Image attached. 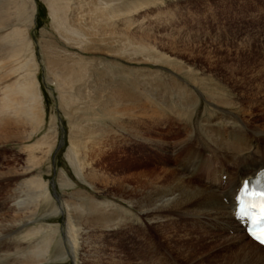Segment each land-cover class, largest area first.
Returning <instances> with one entry per match:
<instances>
[{
	"label": "bare ground",
	"instance_id": "6f19581e",
	"mask_svg": "<svg viewBox=\"0 0 264 264\" xmlns=\"http://www.w3.org/2000/svg\"><path fill=\"white\" fill-rule=\"evenodd\" d=\"M43 1L52 26L47 37L44 31L41 34V61L69 119L67 162L77 177L94 187L99 178L97 166L108 159V150L142 144L151 159L160 157L159 168L151 164L131 175L129 184L119 181L114 185L130 196L122 202L158 229L168 246L162 250L137 227L136 238L141 239L135 238L129 255L117 242H107V237L108 231L121 228L130 217L110 213L113 205L106 201L89 198L87 202L82 194L71 202L57 193L54 208L69 218V239L60 241V254L53 258L59 227L48 224L50 215H41L40 210L44 206L53 214V193L43 168H50L59 139L51 131L34 139L45 123L38 80L40 55L32 37L37 3L0 0V144H24L26 152L23 165L0 170V264H53L71 253L75 256L79 244L82 264H264V248L234 218L237 189L264 168V149L258 144L264 131L241 120L237 129L249 134L223 141L220 129L207 123L202 136L191 134L182 139L177 129L168 130L170 115L195 106L196 100L178 103L171 96L156 94L143 81L142 70L124 73L106 68L115 65L116 57L141 63L144 58L140 56H158L149 45L131 44L129 36L113 27L123 14L137 11L151 0ZM96 54L111 58L98 62ZM162 116L169 118L163 120ZM210 143L213 151L208 157L205 152ZM58 182L66 187L74 184L63 171ZM140 216L135 219L140 221ZM217 228V234L210 232ZM210 242L220 247V254L210 256L202 251Z\"/></svg>",
	"mask_w": 264,
	"mask_h": 264
},
{
	"label": "rangeland",
	"instance_id": "374dc122",
	"mask_svg": "<svg viewBox=\"0 0 264 264\" xmlns=\"http://www.w3.org/2000/svg\"><path fill=\"white\" fill-rule=\"evenodd\" d=\"M35 2L38 11L32 37L36 42L37 56L40 55L38 56L40 59L38 80L45 107V123L34 139L50 134V131L59 139L57 148L52 152L50 168L46 165L43 168L45 179L53 193V208L57 203L55 197L57 193L63 194V197L71 202L82 198V194L88 197L87 202L89 198L106 201L113 205L110 206V213L117 211L130 217L126 221L127 224L121 228L116 227L108 231L107 242L110 241V244L117 242L121 245L119 248L130 255L133 253V243L138 235L135 234V230L139 227L147 234L146 236L145 233L140 232L142 235L163 250L168 244L158 229L148 223L145 217L140 216L138 211L123 203V199H129L130 196L114 185L119 181L129 184L131 181L128 178L131 175L149 169L151 164L152 168H159L162 166L160 157L159 160L151 159L149 151L142 144L135 146L134 149L123 147L124 149H113L111 152L108 150L106 152L108 159L97 166L96 173L99 178L94 182V187L85 179L81 180L77 177L67 162L65 155L71 146L69 119L59 105L58 92L48 81L47 67L41 61V34L44 31L47 37L52 26V19L46 2L43 0H35ZM144 6L137 11L133 9L123 14L113 27L120 31V35L129 36L132 40L129 41L131 44L140 45L142 42L141 45L143 43V45H149L151 53L160 57L151 59L149 56H140L144 58L143 62H129L130 64L123 58L116 57L115 65L109 64L106 68L113 69L111 72L118 69L124 73L133 69L142 70L145 75L143 81L156 94L165 98L166 95L171 96V101L178 103L183 100L191 104L193 100H196L195 106L191 105L185 110H178L170 115L172 125L168 130L177 129L182 139L191 134L202 136L207 123L220 129L223 141L249 134V131L241 133L238 130L237 126L240 125L241 120L252 129L257 126L254 129L264 131V72L260 71V68H264V0H151ZM110 58L105 54H96L94 57L95 61L102 63H106ZM147 107L150 109L149 106ZM168 118L162 116L163 120ZM187 119L191 122L189 126ZM51 123L53 124L50 128ZM162 129L160 130L166 131L163 126ZM203 143L209 142L203 140ZM1 144L0 170L25 163L24 144L15 142ZM258 144L264 149V138L259 140ZM211 148L210 143L205 152L208 157H211L210 151H213ZM60 171L73 180L74 184L67 187L64 184L61 185L58 182ZM1 194H4V191H1ZM121 206H127L130 210ZM50 211L43 206L40 214L48 213L50 216L47 218V223H53V227H59V234L53 242L52 256L54 258L60 254V241L67 242L69 239L67 233L69 218L55 208L53 214H50ZM139 216L140 221L135 219ZM219 229H213L210 232L217 234ZM239 231L243 233L242 228ZM140 239L139 237L137 240ZM67 245L69 246V243ZM215 246L212 242L205 243L202 251L206 250L207 255L210 256L218 255L221 249ZM141 249H143L142 245ZM70 256L64 260H54L52 263L82 264L80 244L75 256L74 253Z\"/></svg>",
	"mask_w": 264,
	"mask_h": 264
},
{
	"label": "snow or ice",
	"instance_id": "6c2138e0",
	"mask_svg": "<svg viewBox=\"0 0 264 264\" xmlns=\"http://www.w3.org/2000/svg\"><path fill=\"white\" fill-rule=\"evenodd\" d=\"M246 193H247V184H245V192H244V195H246ZM262 196H264V194H262ZM241 203L243 204V200L241 201ZM241 214H243V208H242ZM261 239L264 240V230L261 231Z\"/></svg>",
	"mask_w": 264,
	"mask_h": 264
}]
</instances>
